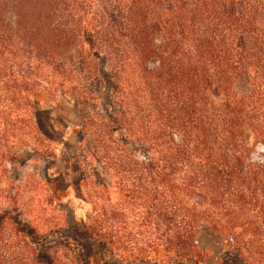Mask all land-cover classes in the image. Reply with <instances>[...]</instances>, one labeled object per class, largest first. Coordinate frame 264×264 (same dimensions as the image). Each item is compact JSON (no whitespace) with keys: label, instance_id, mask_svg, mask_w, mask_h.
<instances>
[{"label":"trees","instance_id":"trees-1","mask_svg":"<svg viewBox=\"0 0 264 264\" xmlns=\"http://www.w3.org/2000/svg\"><path fill=\"white\" fill-rule=\"evenodd\" d=\"M83 79L112 84L111 112L46 185L88 205L59 228L84 251L57 259L0 189V264H203V226L220 264H264V0H0V172L49 91L88 101Z\"/></svg>","mask_w":264,"mask_h":264},{"label":"rangeland","instance_id":"rangeland-1","mask_svg":"<svg viewBox=\"0 0 264 264\" xmlns=\"http://www.w3.org/2000/svg\"><path fill=\"white\" fill-rule=\"evenodd\" d=\"M97 63V67L103 71L105 69L104 57L101 56ZM122 77L126 79L125 74ZM127 79L130 80L131 77L129 76ZM73 85H77V88L82 90L88 101L76 104L72 95L57 92L55 88L53 91L47 90L49 94L45 95L43 105L44 108H49L50 112L36 113L37 119H32V122L29 123L26 130L27 136L23 137L24 140L21 143L10 144L16 155L10 163H5V172H0V189L4 192L8 191V195L15 193V196L18 197L17 204L21 207L18 213H13V216L16 215L18 219L32 222L37 227L40 241L44 244L51 245L59 240L62 243L61 246L58 243L55 244L56 247H60L55 255L57 259H61L63 251H82L83 253L84 250L82 245L78 244L79 241L74 243L72 240L66 239L65 234L59 228L67 226L66 223L70 224L75 218L83 216L89 207L83 201L73 197L72 194L49 203L46 180L67 172L65 152L69 151L70 153L74 149L78 150L82 143L92 140L93 137L90 133L85 135L83 142L80 139L78 132L81 131L83 119L87 116L94 117L96 114L106 117L111 112L108 103L111 83L98 88L83 79L74 82ZM247 88L243 81L234 84V90L237 93H245ZM28 98L32 99L31 95ZM35 123L40 129V133H46L45 129L51 127L52 138L48 136V133L47 135L42 133L40 137L37 132H33L32 128L36 127ZM249 142H251L250 138ZM91 163L94 166L93 161ZM76 175L74 172L72 178ZM70 176L65 178L62 185L71 184ZM0 206H4L3 199H0ZM37 241V237L30 239L31 243ZM66 242L69 243L67 246L64 245V243L67 244ZM196 243L200 249L206 252L203 264H220L219 260L226 244L223 239L213 234L208 226L200 228ZM29 246L31 244L28 242L25 248ZM49 253L52 254V251ZM114 261L115 259H111L108 262L113 263ZM85 263L87 264V260H84Z\"/></svg>","mask_w":264,"mask_h":264}]
</instances>
